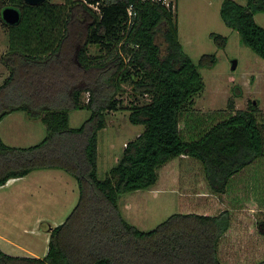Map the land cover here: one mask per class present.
Instances as JSON below:
<instances>
[{"label": "trees", "instance_id": "16d2710c", "mask_svg": "<svg viewBox=\"0 0 264 264\" xmlns=\"http://www.w3.org/2000/svg\"><path fill=\"white\" fill-rule=\"evenodd\" d=\"M245 1L224 0L221 19L264 60V28L255 20L264 0ZM6 7L20 11L18 24L3 20ZM175 10L164 0H46L36 6L0 0L9 35L1 59L9 76L0 85V124L25 112L48 131L30 147L9 146L0 135V188L35 171L60 170L79 191L66 222L49 231L45 257L12 256L0 248V264H226L220 246L233 227L229 211L175 213L144 231L120 206L123 195L155 187L159 170L174 159L198 162L212 193L225 194L235 177L264 158V128L254 104L233 113L231 101L230 112L194 115V99L206 87L200 69L215 67L217 57L205 54L194 63L180 43ZM211 38L226 47L227 38ZM89 46L99 54L92 56ZM124 84L135 95L130 106L116 98ZM121 109L144 130L101 179L99 133L107 113ZM78 110L91 115L71 128L70 113Z\"/></svg>", "mask_w": 264, "mask_h": 264}, {"label": "rangeland", "instance_id": "374dc122", "mask_svg": "<svg viewBox=\"0 0 264 264\" xmlns=\"http://www.w3.org/2000/svg\"><path fill=\"white\" fill-rule=\"evenodd\" d=\"M223 1L165 0L176 9L180 43L194 63L198 64L205 54L217 57L215 67L200 69L206 87L195 97L193 113L204 116L218 111L230 112L231 101L233 113L254 104L264 128V60L242 43L238 32L224 24L220 15ZM234 1L246 5L245 0ZM91 8L98 12L96 6ZM255 20L264 28V13L257 14ZM213 33L227 38L225 48L217 46L211 38ZM162 41L159 38L160 45ZM8 48V30L0 21V85L9 76L1 60ZM99 51L97 46H89L92 56ZM233 61H237L235 69ZM116 98L124 106H130L135 99L132 87L124 84ZM83 101H88V94L83 95ZM90 115L87 110L71 112L70 127H80ZM129 115V111L122 109L107 113V126L99 133L101 179L116 165L126 145L143 133L144 126L130 123ZM187 127L183 120L182 130L187 132ZM47 132L41 121L29 119L25 112H14L0 124L3 141L14 147L37 145ZM78 199L76 181L60 170L35 171L25 178L10 180L0 188V234L10 238L7 253L45 257L49 231L66 222ZM120 206L128 221L144 231L156 228L175 213L215 215L229 211L233 227L220 246L222 261L254 264L264 260V226H260L264 222V158L235 177L225 194L212 193L198 162L189 157L177 158L159 170L155 187L123 195ZM15 244L17 248L13 247Z\"/></svg>", "mask_w": 264, "mask_h": 264}, {"label": "water", "instance_id": "95a60500", "mask_svg": "<svg viewBox=\"0 0 264 264\" xmlns=\"http://www.w3.org/2000/svg\"><path fill=\"white\" fill-rule=\"evenodd\" d=\"M29 5H39L46 0H24ZM2 18L3 20L10 25L18 24L21 20L20 11L14 7H6L2 10ZM233 69L237 67V61H233L232 65Z\"/></svg>", "mask_w": 264, "mask_h": 264}, {"label": "crops", "instance_id": "0c3cea01", "mask_svg": "<svg viewBox=\"0 0 264 264\" xmlns=\"http://www.w3.org/2000/svg\"><path fill=\"white\" fill-rule=\"evenodd\" d=\"M7 239H10L8 236H6V235H2V234H0V248L5 252V253H7V251L6 250H10V242L7 240ZM4 248H3V247ZM13 247H15V248H17V246H16V244L13 246ZM14 248V249H15ZM21 252H23V250H21ZM26 252H29V251H26ZM24 253V252H23ZM7 254H9V253H7ZM9 255H11V254H9ZM12 256H26V255H12ZM45 256V255H44ZM26 257H31V256H26ZM38 258H40V257H38Z\"/></svg>", "mask_w": 264, "mask_h": 264}, {"label": "built area", "instance_id": "2783aa9c", "mask_svg": "<svg viewBox=\"0 0 264 264\" xmlns=\"http://www.w3.org/2000/svg\"><path fill=\"white\" fill-rule=\"evenodd\" d=\"M164 2H165V0H164ZM167 4V3H166ZM168 6H169V4H167Z\"/></svg>", "mask_w": 264, "mask_h": 264}]
</instances>
